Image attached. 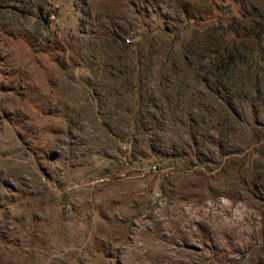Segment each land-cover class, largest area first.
I'll use <instances>...</instances> for the list:
<instances>
[{"label":"rangeland","instance_id":"rangeland-1","mask_svg":"<svg viewBox=\"0 0 264 264\" xmlns=\"http://www.w3.org/2000/svg\"><path fill=\"white\" fill-rule=\"evenodd\" d=\"M218 18L249 40L225 73ZM260 26L264 0H0V264H264Z\"/></svg>","mask_w":264,"mask_h":264},{"label":"trees","instance_id":"trees-1","mask_svg":"<svg viewBox=\"0 0 264 264\" xmlns=\"http://www.w3.org/2000/svg\"><path fill=\"white\" fill-rule=\"evenodd\" d=\"M15 1V0H12ZM53 14L52 10H46L44 13L39 12V19L40 21L44 24L47 25L49 23V18L50 16ZM219 19V25L220 26H215L214 27V34L216 35L215 38H211L210 42L208 41L210 50H212V54L214 57V68L216 69V71L221 72V73H225V71L222 69V64L224 66V64L228 63L229 60L232 59V54H233V50L235 45L238 44H246L248 40L247 36L248 33L245 31V29H241L240 27L237 26H231V25H224L223 19L218 18ZM219 30V31H218ZM230 32V35H233L235 38H240V40L236 43L235 40L231 41L227 38H225L226 34ZM258 36L261 39L262 37H264V26H260L259 27V32H258ZM123 47L128 48L130 47V42H124L122 40V44ZM212 48V49H211ZM223 107L227 110H231L230 105L228 102L223 103ZM246 129L248 130L247 125ZM254 156L255 159H258L260 156L262 157V159L260 161L257 162L256 165H254L253 169L255 171L253 177L256 179V177L259 175H262L261 171H264V150L263 151H258V150H254ZM261 172V173H260ZM162 190V189H161Z\"/></svg>","mask_w":264,"mask_h":264},{"label":"built area","instance_id":"built-area-1","mask_svg":"<svg viewBox=\"0 0 264 264\" xmlns=\"http://www.w3.org/2000/svg\"><path fill=\"white\" fill-rule=\"evenodd\" d=\"M153 169H156L155 166L152 167Z\"/></svg>","mask_w":264,"mask_h":264}]
</instances>
